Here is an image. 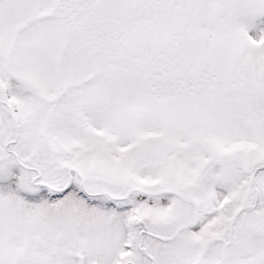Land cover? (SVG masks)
<instances>
[{
    "label": "snow or ice",
    "instance_id": "1",
    "mask_svg": "<svg viewBox=\"0 0 264 264\" xmlns=\"http://www.w3.org/2000/svg\"><path fill=\"white\" fill-rule=\"evenodd\" d=\"M0 264H264V0H0Z\"/></svg>",
    "mask_w": 264,
    "mask_h": 264
}]
</instances>
